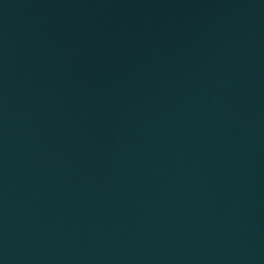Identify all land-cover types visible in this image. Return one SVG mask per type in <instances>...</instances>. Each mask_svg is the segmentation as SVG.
<instances>
[{
  "label": "water",
  "instance_id": "water-1",
  "mask_svg": "<svg viewBox=\"0 0 264 264\" xmlns=\"http://www.w3.org/2000/svg\"><path fill=\"white\" fill-rule=\"evenodd\" d=\"M0 264H264V0H0Z\"/></svg>",
  "mask_w": 264,
  "mask_h": 264
}]
</instances>
